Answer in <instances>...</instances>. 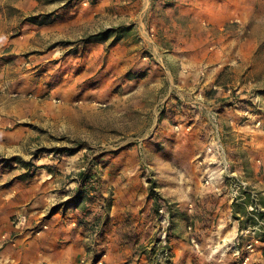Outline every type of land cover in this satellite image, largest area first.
I'll return each mask as SVG.
<instances>
[{
  "label": "rangeland",
  "instance_id": "374dc122",
  "mask_svg": "<svg viewBox=\"0 0 264 264\" xmlns=\"http://www.w3.org/2000/svg\"><path fill=\"white\" fill-rule=\"evenodd\" d=\"M149 1L148 5L147 0H0V124L7 131V145H20L1 149L0 160L9 168L20 163L16 159L27 163L25 174L32 170V184L46 193L49 206L33 208L32 220L50 225L56 213L66 215L79 204L99 217L91 235L96 241L103 238L101 245L105 239L117 242L100 247L98 264L100 259L107 264L109 255L130 264L139 252L147 254L151 264L157 253L160 207L170 213L173 229L175 219L188 213L196 201L186 197L175 202L165 193L199 173L184 158L190 141L178 133L180 102L165 99L170 71L162 65L181 57L174 50L178 15L192 13L207 19L202 18L203 27L213 34L206 42L207 51L216 52L212 39L230 30V39L237 38L230 53L235 46L250 49L258 44L257 55L264 65V19L243 21L252 14L264 16V0ZM227 57L216 66L222 68L218 79L229 82L234 79L231 68L241 58ZM256 81L264 95V67ZM261 104L264 101L253 105L258 118L252 129L261 131L264 139L262 127H255L258 120L264 125ZM18 107L19 114L12 115ZM252 156L242 170L232 166L231 171L238 170L249 182L264 209V152ZM174 176L176 182L171 180ZM225 188L221 196L230 201ZM249 202V195L239 204L232 202L239 230L234 233L235 243L229 242L224 249H228L226 256L238 260L233 255L235 244L244 255L249 252L247 241L259 236L261 242L253 254L259 253L261 261L251 258L250 264H264V230L253 235L248 229L258 222L247 211ZM150 203L157 232L147 249L140 244L141 220Z\"/></svg>",
  "mask_w": 264,
  "mask_h": 264
},
{
  "label": "crops",
  "instance_id": "0c3cea01",
  "mask_svg": "<svg viewBox=\"0 0 264 264\" xmlns=\"http://www.w3.org/2000/svg\"><path fill=\"white\" fill-rule=\"evenodd\" d=\"M147 1L149 5L150 1ZM202 18L192 13H188L187 16L178 15L175 24L180 26V30L174 50H177V54L181 57L176 62L162 65L170 71L168 85H165L168 87L165 99L169 102H180L176 115V123L180 131L178 133L182 137L187 136L190 141L188 145L190 152L184 155V158L189 159L188 161L199 171L190 178L185 177L186 183L178 186L179 188L173 186V189L165 192L175 202H181L186 197L196 199L195 202H191L187 209L188 213L179 215L178 219L174 218L177 221L173 224L171 236L173 264H236L240 261L234 259L232 255L226 256L228 249H224L229 242L235 243L234 233L239 230L236 205L226 199V196V198L221 196L226 189L225 185H219L218 193L216 186L205 185L204 179L211 171L220 178L224 174L223 161L227 160L231 167H240L238 169L242 170L248 158L251 161L254 159L252 155L256 151L264 152V139L260 138L261 131L252 129L254 121L258 118L253 105L258 100L264 101V95L260 94L259 84L256 81L264 65L257 55L258 44L250 49L244 46L236 49L235 46V52L230 53L231 44L236 45L237 39H230L233 33L230 30L217 34L212 39V43L217 44L216 52L207 51L206 42L213 34L209 33V28L203 27ZM263 19L262 14H252L243 21L244 23L262 22ZM206 20L203 18V21ZM32 22L37 24L36 20ZM228 22L233 21L229 19ZM210 28L221 30L222 26ZM226 39L228 42L224 45ZM211 48L214 49L213 46ZM235 55L241 59L239 64H234L231 68L234 79L229 82L218 79L222 68L221 64L217 66L216 64L221 62L223 57L231 58ZM236 61L235 59L234 62ZM251 66L253 67L250 69ZM246 70L248 72L245 73ZM204 71L208 72V76L202 78ZM252 94L254 97L257 95L256 100L251 97ZM13 112L12 115H18L19 107ZM214 115L221 124L219 137L215 135L211 122V117ZM248 118L250 120L245 122ZM169 119L168 116L164 119L167 122L164 125L165 130L168 129ZM6 132L3 124H0V150L20 148L16 143L10 142L7 145ZM216 138H220L225 146L226 153L223 157L207 152ZM16 160L20 163L16 161L12 168L7 167L5 161L0 160V264H98L100 247L107 244L115 245L117 241L105 239L104 244L101 245L99 243L103 238H98V241L94 239L91 228L99 225L97 224L99 217L97 218L95 213L88 214L84 211L83 205L79 204L75 209L69 208V213L66 215L56 213L50 220L49 230L41 235L28 230L33 223H36V219L32 220V209L36 206L45 209L49 206V202L46 193H42L40 189L38 190V186L32 184V170L28 175L25 174L27 163L22 162L21 159ZM235 171L237 173L238 170ZM172 178V182H176V177ZM150 209H152L151 203L143 212L141 220L140 244L145 245L147 249L155 241V232H157V218L152 215ZM21 211L29 215L28 227L18 229L13 225L12 218ZM188 227H192L194 235L204 249L208 244L206 254L204 249L198 251L192 246ZM108 230L109 227L106 231ZM5 235L9 240L4 241ZM11 240L16 244L13 245ZM134 256L130 264H148L147 254L139 252ZM252 258L254 262L261 261L259 253ZM107 264H122V262L119 261L118 256L109 255Z\"/></svg>",
  "mask_w": 264,
  "mask_h": 264
},
{
  "label": "built area",
  "instance_id": "2783aa9c",
  "mask_svg": "<svg viewBox=\"0 0 264 264\" xmlns=\"http://www.w3.org/2000/svg\"><path fill=\"white\" fill-rule=\"evenodd\" d=\"M261 103V101L258 100V103ZM248 115V114H247ZM211 122L213 125V130L215 132V135L217 137L220 136L221 133V124L219 122V119L217 116L211 117ZM254 124V123H253ZM256 128H261V130H264V125L262 126L261 121L255 122ZM207 152L216 155L217 157H223L226 153L225 146L220 138L215 139V143L213 145H210L208 147ZM222 171L223 175L220 178H217L214 171H211L204 179V183L206 185H215L216 190L219 193V185L223 184L226 185L228 191L227 196L230 198L231 202L240 203L247 199L248 195L250 196V202L247 205V211L249 214L255 218L258 222L255 223L253 226H249V230L253 231V235H256V231L264 230V209L261 205V198L259 194H257L255 191H252L250 189L249 182L242 176H239L237 173L231 171L230 164L226 161H223L222 163ZM160 214V227L157 233V240L154 243L155 247L157 248V253L155 255L154 260L151 262V264H173L174 255L173 250L171 247V216L168 212L167 208L164 206H161L159 209ZM262 213V214H261ZM261 216V219H260ZM28 220L29 215L24 212H18L14 215L12 223L13 225L18 229H23L28 227ZM50 225L43 220L36 221L35 225H33L28 230L36 235H41L47 230H49ZM188 230L191 232L190 236V242L193 245V247L200 251V242L198 238L194 235L192 227H189ZM249 232V231H247ZM99 231H96L95 236H98ZM4 241L9 240V237L5 235L3 237ZM12 241V244L15 245L16 243ZM261 242V239L259 236H254L252 240L247 241L246 249L249 251L247 254L242 255L241 254V248L239 247V243L235 244L233 248V255L240 260L241 262L236 264H250L251 258L253 257V252H255V247L257 244ZM99 264H103V260H99Z\"/></svg>",
  "mask_w": 264,
  "mask_h": 264
},
{
  "label": "trees",
  "instance_id": "16d2710c",
  "mask_svg": "<svg viewBox=\"0 0 264 264\" xmlns=\"http://www.w3.org/2000/svg\"><path fill=\"white\" fill-rule=\"evenodd\" d=\"M29 20H31V19H29ZM32 20H35V19L32 18ZM237 211H239V210H237Z\"/></svg>",
  "mask_w": 264,
  "mask_h": 264
}]
</instances>
